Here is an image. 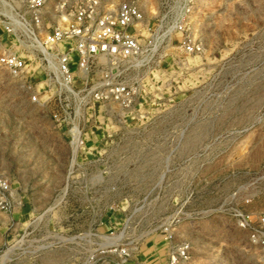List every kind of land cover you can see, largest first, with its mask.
<instances>
[{"label": "rangeland", "instance_id": "374dc122", "mask_svg": "<svg viewBox=\"0 0 264 264\" xmlns=\"http://www.w3.org/2000/svg\"><path fill=\"white\" fill-rule=\"evenodd\" d=\"M136 1L148 15L157 4ZM190 24L203 52L174 38L159 49L137 72L141 106H96L80 122L72 168L66 130L0 68V178L13 198L0 209V264H101L107 242L140 260L167 218L190 243L186 264H262L219 209L264 211V0H194Z\"/></svg>", "mask_w": 264, "mask_h": 264}, {"label": "built area", "instance_id": "2783aa9c", "mask_svg": "<svg viewBox=\"0 0 264 264\" xmlns=\"http://www.w3.org/2000/svg\"><path fill=\"white\" fill-rule=\"evenodd\" d=\"M193 8L194 0H157L148 15L136 0L114 6L102 0H0V68L10 74L20 99L48 107L52 125L66 130L72 168L84 144L80 122L96 106L115 104L121 113L141 106L148 92L137 72L159 49L174 38L185 54L203 52L191 30ZM12 200L7 180L0 178V209L8 211ZM219 210L264 264V211L237 205ZM156 228L165 264L188 263L191 246L176 238L175 223L167 218ZM104 247L93 255L101 264H146L136 258V247L114 242Z\"/></svg>", "mask_w": 264, "mask_h": 264}, {"label": "crops", "instance_id": "0c3cea01", "mask_svg": "<svg viewBox=\"0 0 264 264\" xmlns=\"http://www.w3.org/2000/svg\"><path fill=\"white\" fill-rule=\"evenodd\" d=\"M3 130H0L2 134ZM11 131V132H10ZM8 130V133L12 134V130ZM14 131V130H13ZM21 134L26 133L22 130ZM52 130H44L45 134H50ZM24 144V143H23ZM148 243L145 242V246L139 250V259L144 261L146 264H165V254H164V242L162 239V234H154Z\"/></svg>", "mask_w": 264, "mask_h": 264}]
</instances>
